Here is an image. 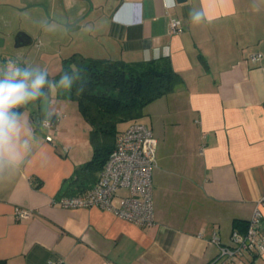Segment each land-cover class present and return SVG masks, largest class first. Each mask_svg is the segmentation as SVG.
I'll use <instances>...</instances> for the list:
<instances>
[{"label":"crops","instance_id":"0c3cea01","mask_svg":"<svg viewBox=\"0 0 264 264\" xmlns=\"http://www.w3.org/2000/svg\"><path fill=\"white\" fill-rule=\"evenodd\" d=\"M33 1L84 47L77 55L141 62L145 49H167L159 59L183 84L137 120L158 142L147 227L97 206L61 207L74 196L64 182L91 157L89 128L76 102L48 88L20 109L35 135L25 165L0 177V264H210L233 232L245 233L264 197V0H176L172 8L166 0ZM192 9L211 22L193 24ZM170 19L182 30L171 33ZM17 208L34 216L18 220ZM231 264H264V254L244 251Z\"/></svg>","mask_w":264,"mask_h":264},{"label":"trees","instance_id":"16d2710c","mask_svg":"<svg viewBox=\"0 0 264 264\" xmlns=\"http://www.w3.org/2000/svg\"><path fill=\"white\" fill-rule=\"evenodd\" d=\"M82 69L85 82L83 93L60 89L66 99L76 102L78 112L89 128L90 159L77 167L63 184L64 193L78 195L97 182L109 155L115 148L116 137L123 124L135 123L144 108L155 100L175 92L183 84L166 59L148 62L85 58L73 54L63 61L60 72L51 81H58L66 70ZM242 222L235 221L236 227Z\"/></svg>","mask_w":264,"mask_h":264},{"label":"built area","instance_id":"2783aa9c","mask_svg":"<svg viewBox=\"0 0 264 264\" xmlns=\"http://www.w3.org/2000/svg\"><path fill=\"white\" fill-rule=\"evenodd\" d=\"M182 28L180 20L170 19L171 33H178ZM249 58L252 62H257L261 55L251 54ZM42 125L44 128H51L53 124L46 121ZM157 148L158 142L152 131L141 123H132L117 135L115 148L94 186L82 194L63 197L58 204L63 208L97 206L110 210L117 217L135 225L151 226L154 223L152 172L157 165ZM121 190H126L127 194L122 197L120 206L114 207L112 201ZM262 205L264 197L260 199L258 207ZM258 207L249 219L245 233L233 232L230 244L219 246V253L210 264H231L244 251L264 254ZM14 216L18 220H26L33 217L34 212L17 208ZM214 243L219 244V241L214 239Z\"/></svg>","mask_w":264,"mask_h":264},{"label":"clouds","instance_id":"9594fccd","mask_svg":"<svg viewBox=\"0 0 264 264\" xmlns=\"http://www.w3.org/2000/svg\"><path fill=\"white\" fill-rule=\"evenodd\" d=\"M166 5L175 7L176 0H166ZM189 16L193 24L212 19L203 9H192ZM162 54L167 55V49L163 53L159 49H145V62L159 59ZM84 82L82 69L66 70L58 81H50L46 69L21 67L14 60L0 65V177L6 167L20 170L32 153L29 138H34L35 133L20 109L40 100L47 88L71 90L78 84L76 92L79 95L84 91Z\"/></svg>","mask_w":264,"mask_h":264},{"label":"rangeland","instance_id":"374dc122","mask_svg":"<svg viewBox=\"0 0 264 264\" xmlns=\"http://www.w3.org/2000/svg\"><path fill=\"white\" fill-rule=\"evenodd\" d=\"M32 2L0 1V36L5 38L4 45L0 47V65L14 60L21 67L46 69L51 81L62 69L63 61L78 54L83 46L77 41L71 43V38H66V32L60 27L55 28L56 25L49 21L44 5L37 7ZM19 31H24L30 37V42L16 48L15 36ZM48 89L55 91L52 93L54 99H63L57 87ZM126 126L122 125L124 128Z\"/></svg>","mask_w":264,"mask_h":264},{"label":"water","instance_id":"95a60500","mask_svg":"<svg viewBox=\"0 0 264 264\" xmlns=\"http://www.w3.org/2000/svg\"><path fill=\"white\" fill-rule=\"evenodd\" d=\"M178 2H182L184 0H177ZM5 38L0 36V47L4 45ZM30 42V37L24 32L19 31L15 36V47H22Z\"/></svg>","mask_w":264,"mask_h":264}]
</instances>
